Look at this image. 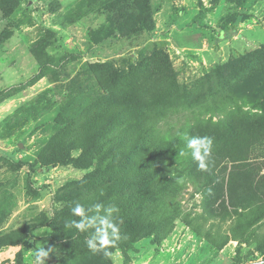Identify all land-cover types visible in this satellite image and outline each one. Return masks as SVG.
<instances>
[{
    "label": "rangeland",
    "instance_id": "obj_1",
    "mask_svg": "<svg viewBox=\"0 0 264 264\" xmlns=\"http://www.w3.org/2000/svg\"><path fill=\"white\" fill-rule=\"evenodd\" d=\"M130 1L0 0V264H38L40 247L44 264H100L78 255L71 225L77 183L95 168L86 109L97 97L135 102L166 141L233 108L259 113L264 0H150L152 30L128 21ZM249 158L264 161V146ZM174 189L166 232L111 264H264V201L215 218L190 179Z\"/></svg>",
    "mask_w": 264,
    "mask_h": 264
},
{
    "label": "trees",
    "instance_id": "obj_2",
    "mask_svg": "<svg viewBox=\"0 0 264 264\" xmlns=\"http://www.w3.org/2000/svg\"><path fill=\"white\" fill-rule=\"evenodd\" d=\"M149 1H130L128 21L137 30L153 29ZM246 62L248 59L243 57L239 64L247 66ZM236 68L240 67L236 65ZM258 72H263L257 86L262 89L263 66ZM263 93L264 90L259 97L261 101L255 102L259 113L233 108L216 121L198 120L190 127L181 128L172 141L159 139L156 117L145 113L135 102L109 95L97 97L86 109L99 124L88 135L95 145L94 160L87 167L95 163V168L77 183L81 190L72 196V200L86 209V215L76 216L77 219L90 225L86 231H80L82 241L73 247L79 249L78 255L86 257L96 253L100 264H111L110 255L105 256L104 251L93 252L86 243L91 239L98 244L105 230L111 234L102 220L119 228L120 238L106 249L111 254L142 237L166 232L176 212L170 202L176 196L174 182L180 177L190 179L201 188L203 208L211 217L222 218L229 211L260 205L264 201V161L249 157L254 148L264 146ZM149 106L154 107L155 103L151 101ZM205 136L213 141L206 171L199 169L191 149L186 146L188 138ZM90 153V149L83 148L77 160L90 158ZM173 162L178 166L170 172ZM114 207L118 211L111 210ZM65 213L60 211L57 215L63 218Z\"/></svg>",
    "mask_w": 264,
    "mask_h": 264
},
{
    "label": "clouds",
    "instance_id": "obj_3",
    "mask_svg": "<svg viewBox=\"0 0 264 264\" xmlns=\"http://www.w3.org/2000/svg\"><path fill=\"white\" fill-rule=\"evenodd\" d=\"M187 148L191 149V155L194 161L197 162L199 169L207 170L209 157L212 152L213 141L210 137H190L187 140ZM100 207V205H96ZM111 210L118 211L115 207ZM72 214L74 216H79L83 218L86 215V209L81 204L77 203L75 207L72 208ZM101 223H105L107 228L111 229V234L107 230L104 231L103 235L99 238V242L94 243L93 240L89 239L86 241L88 248L93 252L104 251L105 256L111 255L106 249L108 246L114 245L119 237V228L114 223H108L107 221L102 220ZM71 225L74 226L81 232L86 231L89 228V224H86L83 219L79 221H71ZM49 250H45L44 247H40L35 252V259L38 264H44L46 258L49 256Z\"/></svg>",
    "mask_w": 264,
    "mask_h": 264
},
{
    "label": "water",
    "instance_id": "obj_4",
    "mask_svg": "<svg viewBox=\"0 0 264 264\" xmlns=\"http://www.w3.org/2000/svg\"><path fill=\"white\" fill-rule=\"evenodd\" d=\"M20 147H22V146L20 145Z\"/></svg>",
    "mask_w": 264,
    "mask_h": 264
}]
</instances>
